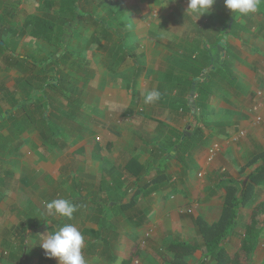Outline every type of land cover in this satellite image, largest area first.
Masks as SVG:
<instances>
[{
    "label": "rangeland",
    "instance_id": "rangeland-1",
    "mask_svg": "<svg viewBox=\"0 0 264 264\" xmlns=\"http://www.w3.org/2000/svg\"><path fill=\"white\" fill-rule=\"evenodd\" d=\"M187 3L188 0H79V9L87 14L76 18L75 26L64 33L63 39L57 30L53 41L47 43L30 37L32 17H47L61 28L63 20L71 19L64 0H0V198L6 201L7 193L12 191L18 196L19 207L14 209L15 224L4 227L0 221V244L5 240L4 245L10 248L6 251L15 254L16 264H58V258L45 256L41 246L30 248L24 242L30 233L41 240L65 224L74 225L85 235L88 249L98 235L112 243L113 234L124 233L131 240L124 251L125 258L132 255V264H158L170 238L152 228V207L174 205V211L180 214H204L212 220L223 200L219 180L230 176L242 180L244 174L238 170L254 152L252 149L233 155L227 168L221 166L211 176L198 171L191 158L184 156L195 150V142L199 144L200 158L210 138L227 145V141L243 133L224 118L244 100L233 94L235 90L243 94L248 88L228 86L225 82L231 79L226 75L230 66L240 73L238 63L255 59L256 51L248 49L254 52L240 57L238 51L233 54L230 49L219 54L218 63L222 64L223 56L226 60L222 68L215 65V76L210 69L204 73L213 83L214 91L211 85L207 87L214 94L206 101L205 114L196 118L199 124L193 119L184 122L186 126L179 121L181 130L188 126L186 130H194L196 135L191 134L192 138L177 149L176 159L168 169L171 181L142 189L155 175L153 168L160 159L170 156L168 149L174 144V135L177 137L174 121L179 120L174 118V109L177 116L185 114L174 107V100L180 98L178 93L174 95V71L181 70L177 58L181 53L189 54V50L202 51L203 44H197L201 38L211 45L230 18L228 34L233 33L238 44L242 37L248 42L254 16L264 14V3L256 12L242 15L228 10L223 0H215L209 12L196 17L186 12ZM244 30L248 34H243ZM55 54L58 56L54 60ZM50 56L49 64L43 67L42 61ZM228 60L233 62L230 66ZM53 82H57L58 90L52 87ZM249 89L246 94L253 95L257 90L253 86ZM149 90L159 91L160 98L145 104L144 95ZM192 95L196 98L198 94ZM218 100L225 107H220ZM200 108L193 107L191 116H198ZM21 121L26 125L24 132L19 129ZM259 140H264V131ZM82 142L89 143L90 150L85 161L78 162L69 150ZM219 155L225 153L220 151ZM177 158L188 159L190 167L185 161L180 167ZM130 159L141 166L136 177L124 168ZM147 168L151 171L146 172ZM80 173L86 176L80 177ZM140 189L135 205L123 209L120 204L129 202L135 190ZM59 198L70 200L76 211L66 223L57 226L59 216L50 215L46 205ZM260 199L264 200V187H258L254 198L241 207L238 229L224 242L232 254L239 248L252 206ZM100 216L103 223L96 231L95 222ZM45 218L52 220L49 229H43L41 224ZM261 245L260 256L254 257L253 264L263 256Z\"/></svg>",
    "mask_w": 264,
    "mask_h": 264
},
{
    "label": "crops",
    "instance_id": "crops-1",
    "mask_svg": "<svg viewBox=\"0 0 264 264\" xmlns=\"http://www.w3.org/2000/svg\"><path fill=\"white\" fill-rule=\"evenodd\" d=\"M254 17H255L254 18V24L248 28V30L251 32L250 33V40L248 42H247V40H245L242 37V38H240V40H239L240 43L238 44L235 41L236 38H234L231 35L233 33L228 34V32H225L226 34H223V36L225 35L223 43L221 42L218 45L216 44L217 48L215 47L216 48L215 49V55H216L215 56V61L216 62L219 61L218 57H219L220 53H223L224 51L227 52V50H230V49H233L232 50L233 54H235V52L238 51L237 55L240 56V57H245V55L249 56V54H252L254 52V51H248V49L256 51V53H255L256 54V58L255 59L251 58L250 60L245 61V63H242V62H241V64L238 63V65L241 66L240 73L237 70V68L234 67L235 68L234 70L231 68L230 63H233V62H231L230 60H228V62L226 61V63L229 64L230 70H231V71H229L227 73L226 76H227V79L230 78L231 81H227L226 80L225 83L228 86H231L233 84V88L234 89L237 87L238 84L242 85V88H243V86H246L248 89L252 88V86L257 88V90L261 89V88H264V78L262 77V74H264V14H261V15H258V16L255 15ZM231 24H232V18L229 21V27L231 26ZM248 30H244L245 33L243 32V34H248V32H249ZM176 33H177V30L174 29V35ZM220 36H221V34L217 35L215 37V40L213 41V43H211V45L216 43L217 38L220 37ZM204 41H205L204 38L203 39L202 38L199 39V41L197 43L198 47L200 45V42L203 45H206V48L211 46L210 43H208L206 41L204 42ZM221 45H224V46L226 45L225 49H223L221 47ZM203 50H204V48H203ZM246 51H248V52H246ZM204 52H205V50H204ZM205 53H203V54H205ZM181 54L182 55H180L177 58V64L179 63V59L181 57H186V56H192V57L196 56L197 58H195V59H203L204 60V57L202 55H200L201 54L200 50L199 51L196 50V49L195 50H189V54L188 53L187 54L181 53ZM221 59L223 61L221 62L222 64L219 63L220 68H222L225 65L224 62L226 60L225 56H223V58L221 57ZM205 63L207 65H209L210 62H209V60H205ZM235 64H237V63H235ZM182 73L185 74V72H183L182 70L174 71V75L182 74ZM204 73H205V71H204ZM204 73L202 72L199 75L198 78H195V80L199 82V80L201 78H206L204 76L205 75ZM189 76H188V80H189ZM206 80H208V79H206ZM238 80H240V82H242V83L238 82ZM174 81H176V77L174 78ZM236 81L238 83H236ZM212 84L213 83H211V90L214 91L213 88H212ZM193 85H192V87H193ZM188 87H189V85H187V84L183 85V86H181V85L177 86V84H175V82H174V95H176V93H178L179 96H180L179 99L174 100V103H175L174 107H179L180 108L179 111H184L185 114H187L186 115L187 117L184 116L185 114L183 115V117L182 116H177L175 114L176 110L174 109V118L177 117L179 120L176 121L174 119L175 120L174 121V133L177 134V137L174 135V142H173L174 144L171 147V149L169 148L170 150L168 149V151L172 150V152L170 153V156H166V158L168 157L167 158V162H166L167 166L165 167L166 176L167 177L162 182L151 183V184L149 183L151 181V179H150L148 181V186L147 187H149L150 185L158 186V185H161L162 183H166L167 181H171V180H169L171 172L168 171V169L170 168L169 165H171L172 159L173 158H174V160L176 159L175 157L178 154L177 153V149H179V146H181L186 141L185 140L184 142H182V137L184 135V136H187V137L191 138L190 135L195 132L194 130L191 131V132H188V130H186V129L189 128L188 126L185 127V129L181 130V125L179 123V121H182L183 124H184V122H186V121L188 122L189 119H191V120L193 119L195 122H197L196 118H192V116H191V114L193 113V109L186 110L184 108V106H183V99L189 101V99L193 96V95H190V92L193 89H189V91H188ZM247 90H244L243 94H241L238 89L235 90V92L233 94L243 98L244 100L241 103H239V105H237L238 107L234 108V110L231 111V109L230 110L228 109L229 111H231V115H228V116H226L224 118L226 121L227 120L228 121H232L233 124H235V126L238 128V131L240 130L239 131L240 134H241V132H243L244 135H243V133H242V135H237L236 137L232 138V140L227 141L228 142L227 145H225L226 142H218V139L216 140L214 138H210L209 139V144L207 146H204V148L202 150V153H205L204 155L206 157H204V155H203L200 158H197V153L199 151V144L197 146L196 142L194 143L195 150L193 152L192 151H188L184 155L187 158H191L190 159L191 164H193L195 167H198V171L199 170L202 171L204 174H206V176H211L212 174L216 173L221 166H223V168H227L230 165V164L229 165H227V164L230 163V160L233 158V155L237 156L238 152L240 153V155H242L244 151H246L248 149H252V151H254V152L247 158L246 162L244 161L245 163L243 162L241 164V166L239 167V170H238L241 174H244V176H245L247 174V173H245V171L248 168H251V167H246L245 168L248 160L252 156L258 155L259 153H263L264 154V140H259L260 133L264 131V107H261L260 111H259V113L262 116V120L259 123H255L253 121L254 112L252 111V106H253V102H254L253 101V95L254 94L253 95L252 94H246L248 92ZM211 93L214 94L213 92H211ZM196 94H198V93H196ZM212 94H211V97H212ZM223 96H224V94H223ZM229 101H227V103ZM216 102H217V100H216ZM221 102L222 101H219V103H218L219 106L220 107L221 106L225 107V105H222ZM206 104H207L206 102L203 103L201 108H200V113L202 115L205 114L204 111L206 109ZM193 107H194V105L192 104V108ZM227 124L228 123H224V125H227ZM178 140H180L179 142H182V143H180L179 146L176 145V144H178ZM82 143L85 144L84 152L79 154V156L73 155L72 154V150L77 148L78 146H80ZM82 143L72 147L69 150V153L71 154L73 159L75 161H78V162H84L85 159H86L87 151L90 150L89 149L90 148L89 143H87V142H82ZM214 144L220 145V147H221L220 151L224 152L225 155H223L221 157H220V155L218 156V154L220 153V151H219L217 153L218 157L216 156V158H214L212 160V162H210V164H209V162H207V160H206L207 155H208V153L206 154V147H207V152H208V149L210 147H212ZM257 146H259V149H258ZM172 153H174V154H172ZM164 158L165 157H162L160 159L158 165L155 168H153V170L155 171V175H156L157 169H159L161 161H163ZM178 160H180L181 162H179ZM184 161H185V159H180V158H177V160H176V162H178L180 167L184 166V164H185ZM185 162H187V165L190 167L188 159ZM256 164H254L253 167H255ZM243 168H245V169L243 170ZM175 169H177V165L174 162V170ZM145 171L146 172H150L151 169L147 168ZM228 171H230V170L228 169ZM96 173L97 172L95 171L94 175H97ZM80 175H81L80 177L86 176L83 173H80ZM244 176H243V178L246 180V178ZM230 177L234 178L232 176H230ZM217 186H218V183H217ZM142 189H145V188H142ZM142 189H140V191H142ZM169 190H172V188H169L168 191ZM220 191L222 192L221 189H220ZM7 195H8V198H6V201L1 200V198H0V221L4 222L3 223L4 227H10V226H12L13 224L16 223V221L14 220L15 219L14 209H16V208L18 209L19 208L18 207V202H17L18 196L16 197V195L13 194L12 191L8 192ZM222 195L224 197L223 192H222ZM172 196H173V194H172ZM262 200L263 199H260L259 201H257L255 203V205L252 206V209L256 206V204L258 202H260ZM122 204H126V203H122ZM222 204H223V200H222ZM221 208H222V205H221L220 210L217 213V216L215 217V219L210 220V219H207L204 214H201V215L198 214V215L193 216V217H188L187 215L180 214L179 212H175L174 211V205L173 206H166V208H163V206H161L160 208H156V207L153 208L152 207V212L155 214V216L153 218V220H154L153 222H155L154 223L155 225L152 224V226H153L152 228H156V230H158V232L160 233V235L162 237L165 236L166 238H170L169 242L165 245L166 248L163 251V253L161 254L160 262L158 264H161L163 256L164 257L167 256L169 258H173L174 257L173 252L167 250L168 244L170 242L174 241V240L186 241V242L194 244V245H196L198 247V250H196L193 253H191V254H189V255L184 257V260L186 261L187 264H195V263L199 262L201 259H203L204 264H209L207 262L208 258H203V255H204V240H203L201 234L198 232V229H197V227H196V225L194 223V219L197 216H201L207 223H213L220 216ZM263 216H264V213L260 217L261 218V223H260L261 234H260V237L258 238V241H257L256 247L254 249V252L251 254V256L249 258L250 260L252 259L250 264L254 263V261H255L254 257H256L258 254L260 256V253H259L260 252V250H259L260 248L259 247L261 245L262 240H264L263 239V237H264ZM3 217H5V219H3ZM57 219H59L58 220L59 222L56 223L57 226L62 225L63 223H66V221H67L66 217L60 218V216H59V217H57ZM44 221H46V223H44ZM49 221H52V220L49 219V218L48 219L45 218L43 220V222L41 223V224H43V229H49L50 228L51 224L49 223ZM102 223H103V219H102V216H100L99 218L96 219V222H95V226H96L95 230L96 231L98 229V226H100ZM145 224L147 225V223H145ZM143 225H144V223L142 224V227H143ZM88 232H91V234H95L94 233L95 231H93V230H90ZM86 233H87V231H86ZM234 234H235V232L231 236H233ZM113 235H114V237L112 238L113 239L112 243H110V241L106 242L105 240L101 239V237L98 235V238L94 239L95 243H94V246L92 245L91 249H88V247L86 246V243H87L88 239L84 240V246L82 248V255L84 256V258L86 259L88 264H121L123 260L128 259L130 257V256H128L127 258H125V253H124L126 247H130V243H131L130 238L128 236L125 237L124 233H117V234H113ZM84 236L85 235H83V237ZM117 238H119V239H117ZM43 239H46V236H43L41 238V240H43ZM41 240H39L37 237H35L33 233H30V234L26 235L25 242L22 241V240H20V242L22 241V242L26 243V245L28 247L34 248L36 246H40ZM226 240L223 241L222 246L225 248V250L227 251L228 255L230 257H233L238 249H235L233 254L231 252H229L226 249V247L224 246V242ZM3 242H5V240ZM3 242L0 244V259H1L0 264H6L7 262L9 264H16L13 261V256H15V254L12 253L10 250L6 251V249H10V248H9V245H7V244L4 245ZM125 242H126V245H125ZM262 246L264 247V243H263V245H261V247ZM140 248L142 249L143 247L140 246ZM132 249H134V248H132ZM197 252L199 253L198 256H197ZM261 253H263V256L260 257L261 260H260V262L258 264L264 263L263 262V260H264V248H263V251H261ZM43 254H45V253H43ZM117 256H118V258L116 259ZM119 256H120L121 259L119 258ZM132 261L130 262V264H132ZM248 262L249 261H247L245 264H248Z\"/></svg>",
    "mask_w": 264,
    "mask_h": 264
},
{
    "label": "trees",
    "instance_id": "trees-1",
    "mask_svg": "<svg viewBox=\"0 0 264 264\" xmlns=\"http://www.w3.org/2000/svg\"><path fill=\"white\" fill-rule=\"evenodd\" d=\"M78 2L79 0H64L66 10L70 12L71 19L69 21L63 20L61 28H58L57 23H55L52 19L38 15L33 16L32 25L29 31L30 37L34 39L43 40L47 43H51L54 39L55 33L57 32V30H59L60 34L62 35L60 39H63L64 33L72 30L75 26L76 18L78 19L79 17L85 16L87 14V12H83L79 9ZM59 9H61V7H59ZM229 21L227 23V26L223 29L221 36L217 38L216 43L209 46L208 48L203 45V48L206 53L203 50L200 51V55L204 57V60L195 59L197 58L196 56H186L181 57L179 59L178 64L181 66V70L185 72V74L182 73L174 75V78L176 77V81H174L175 84H177V86H183L187 84L189 85V89H193L195 93L198 92L196 98H193L192 96L189 101L183 99V106L186 110H191L192 104L195 105L197 108L201 107L202 104L205 103L212 94L207 87L208 85H211V79H208V75L206 76V78H201L199 82L196 81L195 78H198L202 72L204 73V71H207L209 69L212 75L215 76L217 74L215 65L218 67L220 65L218 62L215 61V56L212 53V49H216V44L218 45L224 41L223 34L225 32L229 33V30L231 29L229 27ZM2 46L3 45L0 42V48H2ZM122 49H124V44L122 45ZM57 56L58 55L55 54V58L53 59L55 60ZM51 57L52 56L43 60L41 65L43 67L48 65V61ZM205 60H209V65L205 63ZM167 77L169 76L167 75ZM56 83L57 82H53L52 87L58 90ZM31 97L34 98L35 96L32 95ZM21 106V109L23 110L25 104H22ZM199 116L201 117L203 115L199 112L198 116L193 115L192 117L199 118ZM44 118L45 117L43 116V119ZM21 122L20 126L23 125L24 121ZM198 123L199 122H197L196 124ZM21 128H23V130ZM197 128H199V126H197ZM19 129L24 132L26 130V125H23ZM195 135L196 133L194 132L192 136ZM186 139L190 138H182V142H184ZM179 141L180 140H178V144H176L178 146L180 145V143H182ZM84 150L85 144L82 143L80 146L72 150V154L75 156H79V154L84 152ZM171 152L172 150L169 151V153ZM166 162L167 159L165 157L163 161H161L159 169H157L156 175L151 178V181L149 182L150 184L162 182L166 179ZM258 162L260 163L256 167H254L252 171H250L244 176L246 180L243 178L241 181H236L231 177H222L219 180L218 187L222 190L224 197L220 216L215 222L207 223L201 216H197L194 219V223L198 229V232L201 234L204 240L203 258H208L207 262L209 264H245L247 261H249L251 254L254 252L258 238L261 234L260 217L264 213V200L258 202L256 206L250 211L249 221L244 225L243 228V237L241 239L240 246L233 257H230L228 255L227 251L222 246V243L237 230L238 215L241 207H245L254 198L256 189L258 187H264V154L259 153L258 155L252 156L248 160L245 168L253 167V165ZM163 167L164 169H162ZM124 168L130 173L132 177H136V175H138L139 171L141 170L140 164L135 159H130L125 164ZM245 168H243V170ZM147 186L148 182H145L142 185V188H146ZM140 192V190H135V193L133 194L130 202L126 204H121L123 209L126 210L128 209V207H133L135 205V198ZM167 250L173 252L174 257L169 258L167 256H163L161 264H187L184 260V257L198 250V247L186 241L174 240L168 244ZM133 258L134 257L131 255L128 259L123 260L121 264H130ZM195 264H204L203 259H201Z\"/></svg>",
    "mask_w": 264,
    "mask_h": 264
},
{
    "label": "clouds",
    "instance_id": "clouds-1",
    "mask_svg": "<svg viewBox=\"0 0 264 264\" xmlns=\"http://www.w3.org/2000/svg\"><path fill=\"white\" fill-rule=\"evenodd\" d=\"M224 5L232 13L247 15L254 13L264 3V0H223ZM215 0H188L186 12L201 14L210 11ZM160 92L149 90L144 95V103L151 104L158 101ZM50 215L62 216L68 219L73 217L76 206L67 199H54L46 205ZM40 246L44 250L45 256L58 258V264H88L82 255L84 237L82 233L72 224H65L58 230L47 235L41 240Z\"/></svg>",
    "mask_w": 264,
    "mask_h": 264
},
{
    "label": "built area",
    "instance_id": "built-area-1",
    "mask_svg": "<svg viewBox=\"0 0 264 264\" xmlns=\"http://www.w3.org/2000/svg\"><path fill=\"white\" fill-rule=\"evenodd\" d=\"M253 106L252 111L254 112L253 121L255 123H259L262 120V116L259 113L260 108L264 107V88L256 90V92L253 95ZM221 147L218 144H214L210 149L208 150L207 155V162H211L216 154L220 151Z\"/></svg>",
    "mask_w": 264,
    "mask_h": 264
},
{
    "label": "water",
    "instance_id": "water-1",
    "mask_svg": "<svg viewBox=\"0 0 264 264\" xmlns=\"http://www.w3.org/2000/svg\"><path fill=\"white\" fill-rule=\"evenodd\" d=\"M230 20H231V18H230ZM194 93V91L192 90L191 91V93H190V95H192ZM195 107V106H194ZM190 134V133H189ZM263 165H264V162H263Z\"/></svg>",
    "mask_w": 264,
    "mask_h": 264
}]
</instances>
